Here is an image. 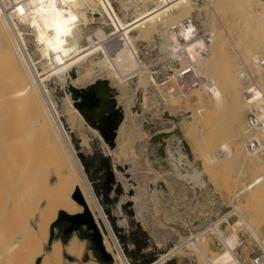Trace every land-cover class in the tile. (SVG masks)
<instances>
[{
	"label": "bare ground",
	"instance_id": "6f19581e",
	"mask_svg": "<svg viewBox=\"0 0 264 264\" xmlns=\"http://www.w3.org/2000/svg\"><path fill=\"white\" fill-rule=\"evenodd\" d=\"M140 1L146 5L153 2L154 6H145L144 10L134 14L132 20H126L118 14L112 0H96V5L90 0H0V264H100L93 258L84 259L85 240L77 234H72L65 242L56 237L55 230L62 213L69 216L71 225L75 227L76 215H90L99 233L104 255H109L114 264H130L45 81L53 74L64 78L68 75L73 81V94L84 91L88 94L82 105L90 118L98 119L105 129L116 126L121 130L128 112L139 111L142 103L121 104L111 79L117 78L123 90L128 84V77L132 75H138L144 87L149 81L158 88L163 86L152 75L143 77L142 73L147 68L136 45V40L144 38L145 32L150 34L158 29L159 21L163 23L159 31L164 36L161 49L166 55L180 61V65L194 64L197 75L205 80L200 85L203 90L197 87L191 89L197 95L199 106L177 113L169 114L168 111L171 124L146 137L147 157L154 168L161 167L173 178H182L202 187L205 172L194 166L193 154L195 157L201 156L204 163L210 165L219 162L222 151L228 164L241 160L251 170L252 177L243 190L257 201L264 197V158L259 154L264 146V80L261 78L262 72L264 74V68L261 67V61L264 60V0L232 1L243 22L238 41L232 43L239 51L245 48V52H241L244 57L240 64L235 56L229 54L220 29L208 30L205 35L195 37L187 26H182L176 32L171 30L174 23L193 17L192 0H135L134 4ZM207 1L213 4V12L206 14L211 26L215 24V16L224 8L225 0ZM81 7L92 14H101L104 22L109 21L113 26V32L84 44L80 25ZM175 11L179 13L171 22L170 16ZM221 20L225 26L227 17ZM26 28L35 34V42L40 44L41 53L46 58L40 62L41 71L34 57L29 54ZM134 30H138V35L132 33ZM115 42H119L123 50L117 58L111 46ZM99 51L102 57L97 58V61L94 56ZM249 63L258 74L252 84L244 86L248 95L245 93L241 96L238 81L242 80L244 65ZM95 64L105 67L107 76L93 78L86 85L78 87L75 82L89 78ZM237 70L240 71L237 73ZM163 88L161 93L166 103L182 96L189 100L186 92L174 93L171 87L162 91ZM144 95L143 92L142 102ZM225 105L233 109L231 125L239 121L238 115L245 108L254 109L261 123L251 139L257 141L259 146L251 149L247 147V141L245 144L236 141L237 137L249 133V128L232 133L229 140H221L224 132L216 115ZM190 116L194 117L192 121L185 120L180 124L181 117ZM172 140L177 141L174 149L170 145ZM87 141L84 136V142ZM233 141L234 148L231 145ZM191 142L195 144L194 150L191 149ZM174 151L179 155L176 156ZM137 154H131L130 161H136ZM183 161L191 169L183 172ZM151 175L150 181L154 179V182L148 187L153 198L157 197L159 185L164 191H169L165 181H159L155 173ZM129 193L137 198L133 191ZM236 209L240 214L239 221L264 248V237L259 236L253 221L246 218L239 207ZM218 223H211L212 229L233 257L227 264H243L234 251L238 241L236 223L231 224L234 230L231 236H225ZM90 230L93 235L94 229ZM186 242L193 245L190 257L196 259L195 264H220L219 251L208 247L204 233L192 234ZM175 250L171 249L151 264H165V259Z\"/></svg>",
	"mask_w": 264,
	"mask_h": 264
},
{
	"label": "rangeland",
	"instance_id": "374dc122",
	"mask_svg": "<svg viewBox=\"0 0 264 264\" xmlns=\"http://www.w3.org/2000/svg\"><path fill=\"white\" fill-rule=\"evenodd\" d=\"M134 1L112 0L118 14L120 16L122 15L126 20H132L139 11L145 9V6H154L153 2H150L151 4L147 3L146 5V3H141L140 1L138 3L135 2V5ZM232 1L225 0L222 6L224 8L218 13V16H215L216 21L214 25L210 26L206 19V14L213 12L212 2H208L207 0H192L194 2L192 3L194 9L191 16L195 17L202 31L208 33V30L220 29L219 32L222 31L221 36L223 41L226 42L229 54L235 56V60L240 64L244 57L243 53L245 51L243 52V50L245 48L243 47V50L239 51V49L234 48L232 43L238 41V37L242 33L243 22L239 19ZM90 2L95 5L97 4L96 0H90ZM230 3H232L233 7ZM198 8H201V10H195ZM84 9L85 7H81L82 16L80 20L83 22H80V25L82 27V42L84 44H88L94 40L96 41L106 36V34L113 32V26L109 24V21L105 23V19L101 14H92L90 11ZM254 9H257V7L254 6ZM178 13L175 11L170 16L172 18L171 22L174 21L173 19H176ZM224 17L228 19L225 21V26L221 20ZM161 23L160 21L158 22V29L152 31L150 34L145 32L144 38L140 37L136 40L141 58L147 68L142 73L143 77L146 78L152 75L159 83L165 82L162 76H172L173 71L180 66V61L166 55L161 49L162 47L160 45L164 40V36L159 31L163 26V23ZM239 29L241 30L239 31ZM132 33L138 35V30H134ZM35 38V34L28 28L26 30L27 48L29 54L38 63V68L41 71L42 65L40 62L45 61L46 58L42 55L41 49L39 48L40 44L35 42ZM111 46H113V53L115 58H117L121 54L120 52H123L121 50L122 46L119 45V42L112 43ZM97 54L98 57L94 56V58L96 57L95 60L98 61L102 57V52L99 51ZM94 67L89 78L80 79L75 82L78 87L86 85L93 78L107 76L108 73L105 67L99 64H95ZM243 70L248 72L250 77L254 79L258 74L257 70L250 63L244 65ZM238 71L240 70H237V73ZM102 74L106 75L103 76ZM53 75L45 81L49 95L56 105L63 124L69 132L77 154L113 226L114 233L117 235L124 252L129 258L130 264H151L173 248H176V250L165 259V264H195L196 259L190 257L193 245H189L186 240L187 237L197 233H204L206 235L208 247L212 250L219 251L220 264H227L233 257L226 251L222 240L212 229V224H217L218 222L225 236H231L234 233L231 224L236 223L238 228L236 231L238 241L234 246V251L243 264H255L253 259L264 254V248L260 241L239 221L240 214L236 209L239 207L245 217L253 221V226L258 231L259 236L263 238L264 197H261L257 201L248 195V191L243 190V186L252 177L251 170L248 169L245 163L239 160L229 162L228 164V161L222 155V151L220 153L218 148L216 151L218 154L220 153L219 155L221 157L219 162L215 164L208 165L209 163H204L203 159L200 158L201 156L195 157L193 154L194 166L205 172L203 174L205 182L201 187L199 185H193L182 178H173L163 168L161 169V167L154 168L152 162L146 155V137L158 129L171 124L172 121L168 119V116H170L168 115V111H170L169 114L171 112H183L189 108L195 109L200 105L197 102L195 91L190 90L187 93L189 100H186V96H182L177 97L173 101H169L170 103H166L161 93V89L165 85L158 88L149 81V85L147 84L144 87L140 83L138 75H132L133 77H128V84L123 90V85L119 84L120 81L117 78L111 79L115 85L117 96L118 98L120 97L119 101L121 104L122 102L123 104L126 102L124 105H128L130 102H134L135 104L142 103V106L139 111H134L133 113L128 112L122 129L120 130V127H117L118 129L116 128L117 131L120 130L121 132L117 134L113 142H110L100 131L102 128L100 121L98 119L92 120L89 115L81 113L80 103L82 102V98L73 96V89L70 91V85L73 87L71 78L68 75L65 78L62 76L59 77L58 74ZM156 75H158V78ZM261 78L264 80L263 72ZM246 85V81L239 79L238 89L241 96L246 93L244 89ZM196 87L199 90H203L201 88L202 86H195L194 88ZM162 91H165V88ZM143 92L146 95H144L142 102ZM251 111L255 112L254 109L245 108L244 112L238 115L237 119L239 121L236 120L231 125L233 109L230 106H222L217 112L219 115H216L218 116L217 121L224 132L221 140H229L232 133L241 131L242 128L248 129L246 117ZM80 114L83 116L82 118ZM193 119L194 117L192 116L187 118L181 117L179 122L182 125L185 120L186 122H190ZM249 130V133L246 132L237 137L236 141L245 144L257 131L256 128ZM84 136L87 137V142H84ZM116 140H118V144ZM170 145L172 148L175 147L177 141L172 140ZM231 145L234 148V141ZM192 148L193 150L195 149V144L191 142ZM174 152L175 154L177 153L176 156L179 155L177 151ZM134 153H138L136 161H130V156ZM259 154L263 159L264 146ZM110 165L114 168L115 177L109 181L111 186L108 188L105 183L108 181L107 171ZM181 169L185 172L187 169H191V166L183 161ZM152 173L159 176V181H165L166 189H169L170 192L164 191L162 186L159 185L157 188V197L153 198L151 196L149 187L154 182V179L150 181ZM114 180L119 181L122 188H119ZM135 182L136 184H133ZM130 191H133L137 195V198L130 196ZM70 224H72L70 221H60L55 230L56 237H60L65 242L75 233L85 240V260L93 258L100 264H114L112 258L104 255L101 248L96 245L93 235H91V230L86 224L83 223L76 226L68 235L64 234V230Z\"/></svg>",
	"mask_w": 264,
	"mask_h": 264
},
{
	"label": "built area",
	"instance_id": "2783aa9c",
	"mask_svg": "<svg viewBox=\"0 0 264 264\" xmlns=\"http://www.w3.org/2000/svg\"><path fill=\"white\" fill-rule=\"evenodd\" d=\"M182 26H187L192 29L193 37L200 34L205 35V31L201 30L200 24L197 22L195 17H186L179 23H174L171 26V30L179 31ZM261 65L264 68V60L261 61ZM174 76V77H173ZM158 78V75H156ZM165 82H163L164 87L167 89L171 87V91L174 93H188L195 86L202 85L205 78L198 76L196 73V68L194 64L180 65L174 71L172 76H162ZM242 79L247 82V85L252 84L253 78L250 77L248 72L244 71ZM261 121L259 120L257 113L251 111L247 114L246 124L249 129H255L260 125ZM259 146V143L254 139H248L247 147L254 149ZM255 264H264V254L259 255L253 259Z\"/></svg>",
	"mask_w": 264,
	"mask_h": 264
},
{
	"label": "water",
	"instance_id": "95a60500",
	"mask_svg": "<svg viewBox=\"0 0 264 264\" xmlns=\"http://www.w3.org/2000/svg\"><path fill=\"white\" fill-rule=\"evenodd\" d=\"M70 88V90H72V89H74L73 87H69ZM88 94L84 91V92H82L81 94H79V95H77V94H73V96H75V97H81L82 98V101L84 100V99H86V96H87ZM80 105H81V108H80V111H81V113L82 114H84V115H88L86 112H85V110H84V108H83V105H82V102L80 103ZM166 117V116H165ZM167 118V117H166ZM116 126H112V127H109V128H107V129H105V128H101V133H102V135L108 140V141H110V142H113L114 140H115V138H116V136H117V130H116ZM107 160H109V159H107ZM107 175H108V181H106V186L108 187V188H110V184H109V181L112 179L113 180V178L115 177V171H114V168L110 165L109 166V169H108V171H107ZM116 183H117V185L119 186V188H122V186H121V183L119 182V181H117V180H114ZM79 197V196H78ZM79 199H80V197H79ZM76 218V225L78 226V225H81V224H86L87 226H88V228L89 229H94V234H93V239H94V241H95V243H96V245L98 246V247H100L101 248V239H100V237H99V233H98V231L96 230V228H95V225H94V222L92 221V219H91V217H90V215H88V214H86V215H76L75 216ZM63 220H66V221H70V218H69V216L67 215V214H65V213H62L61 214V218H60V221H63ZM76 227L74 226V225H69V226H67L66 227V229L64 230V234H66V235H68L73 229H75ZM106 256H109V255H107L106 254Z\"/></svg>",
	"mask_w": 264,
	"mask_h": 264
}]
</instances>
